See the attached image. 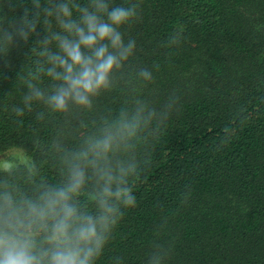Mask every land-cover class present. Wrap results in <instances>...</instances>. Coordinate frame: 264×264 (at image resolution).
Segmentation results:
<instances>
[{
    "label": "trees",
    "instance_id": "1",
    "mask_svg": "<svg viewBox=\"0 0 264 264\" xmlns=\"http://www.w3.org/2000/svg\"><path fill=\"white\" fill-rule=\"evenodd\" d=\"M124 31L136 41L125 78L83 119L115 112L132 95L157 108L173 93L178 101L141 154L136 206L97 264L117 256L146 264L154 240L171 245L166 264H264V0H141L140 19ZM176 31L181 42L168 47ZM26 47L11 53V67L0 63V154L15 149L21 161L40 160L58 128L69 143L81 131L60 118L38 124V109L11 112ZM140 67L151 69V83L138 81ZM43 171L56 178L50 160Z\"/></svg>",
    "mask_w": 264,
    "mask_h": 264
},
{
    "label": "clouds",
    "instance_id": "2",
    "mask_svg": "<svg viewBox=\"0 0 264 264\" xmlns=\"http://www.w3.org/2000/svg\"><path fill=\"white\" fill-rule=\"evenodd\" d=\"M140 9L141 0H0V63L11 67V53L27 46L29 64L18 73L23 94L11 112L20 118L38 109V124L60 118L81 130L69 143L58 128L40 160L0 162V264H97L125 211L136 206L131 178L178 97L157 108L132 95L90 123L83 116L125 78L136 41H125L124 30ZM181 39L176 31L167 46ZM135 75L143 84L154 79L146 67ZM49 160L55 179L43 171ZM170 253L169 243L154 240L146 264H166Z\"/></svg>",
    "mask_w": 264,
    "mask_h": 264
},
{
    "label": "rangeland",
    "instance_id": "3",
    "mask_svg": "<svg viewBox=\"0 0 264 264\" xmlns=\"http://www.w3.org/2000/svg\"><path fill=\"white\" fill-rule=\"evenodd\" d=\"M10 160H23V155L20 151L15 149H10L5 151L4 153L0 154V162H6Z\"/></svg>",
    "mask_w": 264,
    "mask_h": 264
}]
</instances>
